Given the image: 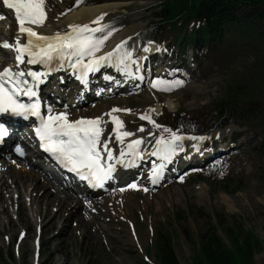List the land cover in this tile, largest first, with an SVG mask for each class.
<instances>
[{
	"label": "rangeland",
	"instance_id": "374dc122",
	"mask_svg": "<svg viewBox=\"0 0 264 264\" xmlns=\"http://www.w3.org/2000/svg\"><path fill=\"white\" fill-rule=\"evenodd\" d=\"M111 3L121 4L111 10L119 12L105 16V22L101 26L103 31L117 25L122 26L121 31L109 30L115 31L114 36L132 37L137 31L139 35L151 20L159 19L154 15L160 9L157 7L158 0H80L79 3L77 0H45V7L50 19L61 28L58 31L63 33L68 26H62L61 22L77 8ZM111 11L108 13H112ZM246 14L248 15L246 10L239 11V22L226 29L225 37L217 48L206 52L201 68H197L192 61V47H189L183 59L171 55L172 61L183 60L180 69L164 70V58H157L152 74H149L150 80L147 79L140 91L114 94L100 100L111 111L114 108L130 110L121 111L124 115L122 131L133 134L124 137V143L129 139L139 138L142 143L152 146L157 138L167 137L169 134L152 117L157 119L160 116L162 118L159 119L163 121L164 115L174 116L178 110H182L184 114L180 117L204 131L207 146L231 144L237 136V143L234 144L237 145L238 152L231 150L203 166L204 161H201L188 173L184 172L183 180L180 176L163 187L151 188L147 182L130 188L128 184L121 183L107 192L93 196L94 200L77 199V207L82 208L85 213L77 222L79 226L67 209H63V215L52 225L50 218L54 209L47 210L43 205L40 208L42 228L36 227L31 221V212L36 206L30 205L26 200L22 209L24 221H20V206L14 202V229L0 235V264H159L155 254L164 232L171 234L180 264H190L198 251L194 242L210 226L217 227L218 235L226 243L229 242L226 229L236 224H240L245 232L252 231L264 242V156L253 153L250 146L264 134V117L245 118L238 111L239 120L235 126L215 127L221 117L218 101L225 97L229 87L242 86L245 92L243 95H252L255 99L254 102L249 98L254 102L250 107H264V18L249 17ZM11 21L10 17L0 14V44L5 41V30L9 29ZM100 34L104 36L103 33ZM149 47L150 53L145 54ZM149 47H146L142 55H138L135 49L133 58L140 60V66L137 68L126 65V71H120L125 79L135 70L141 71L145 57L154 52V47ZM6 49L0 50V66L9 61ZM148 72L149 66L144 71L146 76ZM158 78L181 79L184 83L170 91H162L154 88L151 83ZM108 87L104 86L103 90L105 88L108 91ZM101 105L102 103L97 102L85 103L79 109L83 115H106L109 110L105 109L103 112ZM68 112L72 114V110ZM142 115L150 116L155 124L141 119ZM141 128L143 131H140ZM111 135L114 134L111 133L108 137ZM189 135L194 136L187 134V138ZM197 137L190 139L193 146H197V150L194 147V152H201L202 142L194 139ZM187 142L188 139H185L180 143L179 154L183 152ZM7 160L21 163L26 168L31 167L27 160ZM220 160L224 161L219 162ZM179 161L183 162L181 158ZM214 162H219L216 166L226 165L224 180L217 181L213 175L203 172L207 166L215 169ZM33 169L40 172L37 168ZM40 173L41 177L45 176L53 181L48 174ZM61 186L60 183L58 187ZM40 232L41 236L38 237ZM186 232L192 235L191 240L187 238ZM54 235L57 237L51 241ZM253 264H264V243L263 249L255 254Z\"/></svg>",
	"mask_w": 264,
	"mask_h": 264
},
{
	"label": "snow or ice",
	"instance_id": "6c2138e0",
	"mask_svg": "<svg viewBox=\"0 0 264 264\" xmlns=\"http://www.w3.org/2000/svg\"><path fill=\"white\" fill-rule=\"evenodd\" d=\"M80 0H77L79 3ZM3 4L8 9L14 10L15 20L18 22V33L13 43L5 40L0 47L12 49L15 51V62L17 65L27 63L29 65L44 64L51 65L54 61L61 65L65 61L75 60L71 64L73 69L79 68L81 75L78 76L82 82H86L89 73L100 70L104 66L114 65L118 71H126V60H130L132 53L128 50L121 51L126 41H121L112 51L99 55L104 41L111 32L103 37H96L93 33L101 32L103 26L99 22L103 15L96 18L92 23L97 27H90L89 24H71L68 25L69 31L56 32L52 35H44L37 32L32 26H42L47 18L45 11V0H3ZM24 37L26 42H21ZM159 50V49H157ZM88 57L87 62L84 58ZM25 75L32 78L33 83L29 85L24 79ZM46 73L35 71L14 70L11 66L5 67L0 71V113L11 112L20 116H32L39 118V126L35 128V134L40 140V146L57 160L63 167L76 173L82 180H87L93 187H102L103 183L112 178L116 171V165L111 161L116 160L125 168L129 167L123 157L130 156L132 163L140 156L138 146L142 143L141 139H134L128 142L127 149L121 150L119 156L113 155V151L108 147L107 139L102 140L104 135L103 117L80 118L70 120L66 112L53 113L51 109L48 114H41V105L38 100L31 103L23 102L20 97L35 98L37 93L36 86L43 82ZM106 79H112L110 76ZM152 86L162 91H170L184 83L181 79L166 80L158 78L153 80ZM130 111L128 109H112L106 115L114 127L110 128L115 139L121 144L124 143V137L132 136L128 131H122L123 122L119 117L112 115V112ZM141 119L148 120L155 124L150 116L142 115ZM157 127H159L157 125ZM143 131V128L140 129ZM169 133L167 137L157 138L155 149L152 155L160 157L162 161L170 162L171 158L180 148L178 141L183 137L176 131L165 129ZM152 133L150 132L149 135ZM6 135L5 126L0 123V138ZM194 139H205L204 137ZM193 147H196L195 145ZM16 151L22 153L19 145ZM164 164L154 165L152 170L151 182L157 183V178L164 168ZM183 180V176L180 177ZM130 188L137 187L136 184L128 185Z\"/></svg>",
	"mask_w": 264,
	"mask_h": 264
},
{
	"label": "trees",
	"instance_id": "16d2710c",
	"mask_svg": "<svg viewBox=\"0 0 264 264\" xmlns=\"http://www.w3.org/2000/svg\"><path fill=\"white\" fill-rule=\"evenodd\" d=\"M159 7L155 14L160 19L150 23L142 38L166 41L168 44L179 41L195 45L199 62L206 54L203 49L205 42L211 41L208 45L210 49L217 48L226 28L239 22V17L235 14L237 10L248 11L249 17L264 18V0H159ZM232 87L218 101L221 110L218 120L220 126L238 120V111L245 118L264 117L263 106L250 107L255 102L252 95H243L245 92L240 85ZM181 114L184 113L179 110L174 116L166 115L164 124L168 123L172 129L190 131L192 125L181 119ZM252 147L256 154L264 156V134ZM216 173L213 178L217 181L224 180ZM226 231L228 243L218 235L216 226L208 227L198 240H194L198 251L190 264H253L254 256L263 249L264 242L252 231L245 232L240 224L228 227ZM186 235L188 239H192L189 232ZM155 256L159 264H180L169 232L161 234Z\"/></svg>",
	"mask_w": 264,
	"mask_h": 264
},
{
	"label": "bare ground",
	"instance_id": "6f19581e",
	"mask_svg": "<svg viewBox=\"0 0 264 264\" xmlns=\"http://www.w3.org/2000/svg\"><path fill=\"white\" fill-rule=\"evenodd\" d=\"M119 6H121V4H114V3L99 4V5H94V6H83V7L77 8L72 13V15L67 16L61 23H62V26L64 24H66V26L71 25V24H78V25L89 24V26L92 27V24H93L92 22L95 21L97 17L101 15L104 16L109 11L116 9ZM45 11H46L47 18L45 20L44 25L32 26V27H34V29L41 34L52 35L58 32V30L61 28L57 27L56 23L53 22L52 19H50L49 11L48 9H46V7H45ZM18 28H19L18 23H12L9 29H6V30L4 29L6 31V36L4 35L6 38L4 39L8 40L9 43H13L15 40V37L19 35ZM66 31H69L68 27ZM108 32H111L112 34L111 36H108L107 40L104 41V44L98 54L112 51V49H114L115 46L119 44L121 40L125 39L126 44L124 45V48L121 49V51H124L126 49L132 53L131 59L126 60L125 64L129 66L134 65L137 68H139L140 60L138 58L136 59L133 58V55L135 56L134 52L137 46L136 42L133 41L130 36L128 37H124L123 35L114 36L115 31H108ZM93 35L96 37H99V32L93 33ZM135 36H136V32H135ZM21 39H24V37H21ZM154 52H155V49H154ZM149 53H150V47L147 49L145 54H149ZM118 72L120 75L114 77V79L117 78L116 82L117 81L126 82L127 79L131 77V76L129 77L126 76V79H125L124 74H122L120 71ZM123 78L126 81H123ZM74 89L77 92L79 91L77 87H75ZM107 96L109 95L107 94L102 95V97H107ZM98 103L99 104L102 103L100 108L102 107L104 111L103 110L101 111L105 112V109H108L109 110L108 113L111 112L110 107L107 108L105 103L97 101V104ZM81 111L82 110H76V111H73L72 114H70L68 111L66 112L68 114V118L73 117L74 119H79L82 116ZM112 115H115V116L118 115L120 119L124 118L123 114L121 115V114L112 112ZM96 116L103 117L105 124H104V135H102V140L107 139L108 147L112 149L113 155L117 157L119 151L123 148L122 144L115 139V135L113 136L111 135L110 138L108 137L109 134H111L110 128L113 127L114 124L111 123L110 117H108L107 115H104V116L96 115ZM7 156H8V152L6 150H4L0 155V235L3 232H9L14 229V222L12 220V209L14 207V202H17L20 206L18 208V216H21V219L19 218L20 221H24L23 216H22L23 215L22 209L24 207L23 203L26 202V200L29 201L30 205L36 206V208L31 212V221L34 223L36 227H39L41 225L40 208L43 205H45L47 210L54 209V213L52 214L50 218L52 225L55 224V222L61 217V215H63L62 214L63 209L68 210L70 217L74 221H76L75 223L76 225H78L80 221L79 218L81 217V215L83 216L85 213H84V210H82V208L77 207V205L79 204L77 200L78 198L76 197L77 192L75 190H72V187L70 186L69 183H66V182L62 183L61 182L62 180L58 178L56 173H54V171H52L47 165L43 164L42 161L40 160L32 161V160H29L30 156L24 157L23 159L27 160L28 162L27 164L31 166L29 168H26L21 163H16L14 161H12L14 162L12 163L8 161L6 158ZM165 163H167V161H165ZM33 168L39 169L40 172H44L46 175L48 174V176H51L53 181L46 179V177L43 175L42 176L44 178L41 177V173L40 172L37 173V170L34 171ZM60 183L62 185L61 188L58 187ZM68 188H70L71 191L67 190ZM72 203H74L73 206H72ZM41 233L42 232L39 233L38 237L41 236ZM56 237L57 236L54 235L50 240L53 241L55 240ZM50 240L49 242H51ZM38 252H39V249H38Z\"/></svg>",
	"mask_w": 264,
	"mask_h": 264
}]
</instances>
